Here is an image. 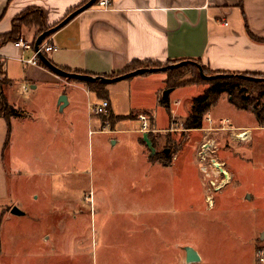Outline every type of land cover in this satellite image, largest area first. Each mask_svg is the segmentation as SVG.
<instances>
[{
	"label": "rangeland",
	"instance_id": "obj_1",
	"mask_svg": "<svg viewBox=\"0 0 264 264\" xmlns=\"http://www.w3.org/2000/svg\"><path fill=\"white\" fill-rule=\"evenodd\" d=\"M23 67L14 64L11 75H21ZM165 81L166 74L157 73L108 85L112 114L127 117L120 122L93 113L103 102L97 96L86 100L79 95L74 132L64 130L66 114L52 117L55 87L43 84L31 92L23 81L14 87L10 98L31 96L27 106L40 120L18 131L17 145L5 156L7 166L11 156L13 169L2 173L4 182L0 179V264H186L187 247L201 259L194 264H259L264 132H253L251 147L233 140L237 128L259 123L225 96L211 113L229 120L223 126L231 134L221 132L217 123L206 135L185 130L194 99L208 85L172 92L167 111L157 100ZM140 116L149 120L147 131ZM209 126L205 120L204 128ZM27 132L40 146L24 145ZM144 133L162 157H149ZM221 162L230 176L225 186L213 166ZM13 208L24 216H12Z\"/></svg>",
	"mask_w": 264,
	"mask_h": 264
},
{
	"label": "crops",
	"instance_id": "obj_2",
	"mask_svg": "<svg viewBox=\"0 0 264 264\" xmlns=\"http://www.w3.org/2000/svg\"><path fill=\"white\" fill-rule=\"evenodd\" d=\"M83 2L84 0H0V35L11 31L12 20L26 9H40L46 17L47 27L52 28L62 22L68 12L74 9L76 11ZM248 30L255 38L264 40V0H113L111 10L100 11L93 7L52 35L48 40L55 50L43 55L65 72L79 71L90 76L105 77L121 73L133 62L165 65L178 61H201L206 68L220 73L264 75V43L253 40L248 35ZM35 35L34 29H26L22 41L32 45ZM35 53L34 46L31 50H23L9 44L0 49V59L5 63L2 79L8 81L4 90L7 102L22 115L10 119L9 134L7 123L0 119V179L3 182L2 173L4 176L8 167L10 170L13 169L11 156L9 166L5 156L17 145L18 131L20 129L22 132L28 131L36 120H40L27 106L26 101L31 96L27 99L10 98L17 84L22 81L29 83L31 92L37 91L43 84L50 88L55 87L58 98L49 108L52 117H55V114H66L64 116L69 117L67 123L64 118L65 132L77 130L75 122H78V119L75 117L80 113L79 95L86 100L96 96L85 83L68 82L44 66H27L21 62V59L33 58ZM14 64L24 66L21 75H11L10 69ZM147 77H135L132 80ZM164 90H167L166 81ZM24 92L27 94L28 90L25 89ZM61 97L66 98L62 112L58 104ZM157 100L160 103V96ZM179 103L175 105L181 106V102ZM98 105H95L94 109ZM213 109L204 118L209 122V127L204 128V120L202 129L189 132L206 135L213 132V125L217 123L222 127L221 132L231 134L233 130L223 126V119L217 120L213 117L211 113ZM92 115L87 114L89 120ZM237 129L239 132L232 134V139L242 140L239 136L246 133L247 139L242 140V143H245L241 145L250 147L255 138L253 132L255 130L264 132V126L260 124L255 128L246 126ZM156 130L155 128L154 131ZM166 131L160 129L156 132ZM59 132L60 129L57 134ZM96 133L103 135V132ZM25 138L27 140L25 146L30 148L40 146L28 132ZM136 140L138 150L143 154L142 144L137 137ZM117 144L116 141L112 142L114 147ZM226 147L228 148V145ZM28 152L31 153L30 150ZM149 157H152L150 151ZM221 164L224 166L225 162ZM80 175L84 176V172ZM3 182L0 181V189H3ZM258 249L264 250V247H257Z\"/></svg>",
	"mask_w": 264,
	"mask_h": 264
},
{
	"label": "trees",
	"instance_id": "obj_3",
	"mask_svg": "<svg viewBox=\"0 0 264 264\" xmlns=\"http://www.w3.org/2000/svg\"><path fill=\"white\" fill-rule=\"evenodd\" d=\"M89 1L91 0H84L83 4L80 7H82ZM98 1L94 5V7L97 6ZM74 10L68 12L67 16L73 13ZM26 29H34L36 31V35L32 43V46H34L37 38L46 31L50 30L51 28L47 27L46 17L40 9L38 8L26 9L12 20L11 31L9 33L0 35V49L9 44H15L20 40H22L24 31ZM247 32L248 35L253 40L264 43V40L255 38L249 32V30ZM49 38H47L46 41ZM181 62H185V61L168 62L165 65H161L159 63H154V62H145V63L133 62L123 72L111 74L105 77L109 79H113L117 76L128 74L140 69L164 68ZM186 62H190V63L183 67L174 70H168L167 72H165L166 89L167 90L172 89L173 91H175L186 85H199V84L208 85V88L203 92L202 95L194 99L189 117L185 121V125H184L185 130L191 131V130L202 129L205 116L208 115V113L217 106L219 99L224 95L227 96L229 103L232 106H234L236 109L241 111L252 112L257 122L260 124V126H264V83L255 82L243 78V77L264 78V75H249V74L241 75V74L220 73V72L211 71L210 69L206 68L205 66L202 65L201 61H186ZM195 64H199L203 67L206 76L222 75L223 77L215 80H203L200 77L198 69L195 66ZM41 65L43 64L41 63ZM3 67H5V63L2 62V59H0V119H3L7 123L9 129L8 134H9L10 119L12 117H21L22 115L21 113L14 110L8 105L4 92L5 87L8 84V81L6 79H2V76L4 75ZM74 73L80 75H88L87 73H83L79 71H76ZM147 76H150V74H146L142 77H147ZM68 82H78V81L68 80ZM85 84L87 85L88 89L91 92H94L96 94L98 99L103 101L107 100L108 92L106 88L108 85L102 83H85ZM160 104L164 106L168 111L170 110L169 98L167 100H163V98L161 97ZM101 117L104 119V121L106 119H109L112 122H117V121L120 122L127 118L122 116H114L110 108L108 109L107 114L101 115ZM157 157H162V153L156 154L155 158Z\"/></svg>",
	"mask_w": 264,
	"mask_h": 264
},
{
	"label": "water",
	"instance_id": "obj_4",
	"mask_svg": "<svg viewBox=\"0 0 264 264\" xmlns=\"http://www.w3.org/2000/svg\"><path fill=\"white\" fill-rule=\"evenodd\" d=\"M97 1L98 0L89 1L88 3H86L82 7L78 8L73 13H71L68 17H66L57 26L51 28L50 30H48L45 33H43L42 35H40L37 38L35 45H34L35 51L36 52L39 51L40 46L46 41L47 38H49L50 36L57 33L60 29H62L66 25H68L71 21H73L76 17H78L79 15L84 13L85 11L93 8L94 5L97 3ZM38 58L41 61V63L47 68V70L51 71L53 74H55L58 77H61V78L67 79V80L78 81L80 83H102L105 85L118 83V82L129 80V79H132L135 77H141V76H144L146 74L152 75V74H157V73H165L168 70H174V69L183 67V66L190 63V62L185 61V62H181V63L175 64V65L169 66V67H164V68L140 69V70L128 73V74L117 76L113 79H109V78L102 77V76L80 75V74H76V73L65 72V71L59 69L58 67H56L54 64H52L42 53H39ZM195 66L197 67L199 75L203 80H215V79L223 77L222 75L206 76L204 69L201 65L195 64ZM243 78H246L248 80L255 81V82L264 83V79L251 78V77H243ZM172 92H173L172 89L166 90L162 96L163 100H167ZM65 103H66V98L61 97L59 100V103H58L61 112H62V109H63V106L65 105ZM143 142L145 143L147 149L150 151V155L154 156L156 154V150L153 147V143L150 140L149 135L147 133L143 134ZM168 153H169V151H165V154H168ZM10 213L12 216H16V217L24 216V213L21 212L18 208H13ZM261 241H264V234L261 236ZM184 251L186 254V264H194V263L200 262L201 259L198 255V253L194 249L187 247V248H184Z\"/></svg>",
	"mask_w": 264,
	"mask_h": 264
},
{
	"label": "built area",
	"instance_id": "obj_5",
	"mask_svg": "<svg viewBox=\"0 0 264 264\" xmlns=\"http://www.w3.org/2000/svg\"><path fill=\"white\" fill-rule=\"evenodd\" d=\"M97 9L100 11H108L111 10L113 8V0H99L98 4H97ZM14 46L16 48H20L23 50H31L33 48V46L29 43H24L22 40H20L19 42L15 43ZM55 49L54 47L51 45L50 40H47L46 42H44L40 48L39 51L36 52L33 56V58L29 59V60H25V59H21V62H23L25 65L27 66H34V67H41L42 65L39 62V58L38 55L39 53L42 54H48L53 52ZM5 73V69L3 71ZM180 103H176V105H179ZM110 108V104L108 101H103L100 105H98L97 107H95V109L93 110L94 114L96 115H106L108 112V109ZM139 120L142 124V131H147L149 128V120L147 119L146 116H140ZM229 121H223L222 124H228ZM244 136V137H243ZM242 140H246L247 139V134L243 133L239 136ZM206 148V147H205ZM214 166V165H213ZM219 166L222 167V171H224V174H226V176H228L229 174L226 173V171L224 170V166L222 164H220ZM217 171V173L223 177V183H227L228 180L230 179V176L228 178V180H225V176H223L222 171L217 170L216 167H214ZM225 186V185H223ZM222 186V187H223ZM257 263L259 264H264V250L263 249H258L257 250Z\"/></svg>",
	"mask_w": 264,
	"mask_h": 264
},
{
	"label": "bare ground",
	"instance_id": "obj_6",
	"mask_svg": "<svg viewBox=\"0 0 264 264\" xmlns=\"http://www.w3.org/2000/svg\"><path fill=\"white\" fill-rule=\"evenodd\" d=\"M243 137H244V136H243ZM214 167H216L217 169H219V170H221V171H222V167H221V166H219L218 164H215V165H214ZM222 173H223V175L225 176V178H226V179H228V178H229V175H228V176H226V174H224V171H222ZM226 179H225V180H226ZM223 184H224V183H223Z\"/></svg>",
	"mask_w": 264,
	"mask_h": 264
}]
</instances>
